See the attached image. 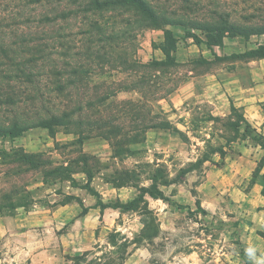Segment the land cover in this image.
Segmentation results:
<instances>
[{
  "label": "rangeland",
  "instance_id": "374dc122",
  "mask_svg": "<svg viewBox=\"0 0 264 264\" xmlns=\"http://www.w3.org/2000/svg\"><path fill=\"white\" fill-rule=\"evenodd\" d=\"M147 1L169 17L264 25V0ZM80 11L76 0H0V72L16 64L34 72L31 88L17 89L25 103L13 112L0 106V121L69 115L53 133L0 138V212L17 202L80 207L82 195L127 205L156 179L169 202L147 195L132 210L114 209L93 250L66 255L71 264H245L236 215L259 179L250 167L226 170L224 157L242 144L230 124L237 117H214L197 98L182 106L170 99L190 72L207 68L201 48L183 44L192 47L187 62L160 66L162 27L137 28L123 12ZM231 170L234 181L223 177ZM249 239L250 264H264L258 238Z\"/></svg>",
  "mask_w": 264,
  "mask_h": 264
},
{
  "label": "crops",
  "instance_id": "0c3cea01",
  "mask_svg": "<svg viewBox=\"0 0 264 264\" xmlns=\"http://www.w3.org/2000/svg\"><path fill=\"white\" fill-rule=\"evenodd\" d=\"M176 37L177 63L184 64L189 60L190 55L186 52L192 47L186 48L183 44L190 43L202 49L200 51L206 60L207 68L199 74L190 72V78L173 91L170 99L174 105L182 106L197 98L209 104L214 117L231 115V108L234 106L242 112L250 125L264 135V58L234 56L264 44V37H256L262 42L254 46H251L250 40L255 37L249 41L225 38L222 48L216 46L212 50L205 45H196L192 38H186L185 35ZM160 53L162 54L161 51ZM162 57L161 60L164 59L163 54ZM237 144L239 153L235 156L227 154L223 159L226 170L228 171L229 166L234 163L237 172L244 166L250 167L251 172L255 171L264 160V151L249 141ZM235 176L237 173L231 170L223 177L234 181ZM242 194L240 207L243 211L236 215L240 221L238 232L242 242L252 249L249 238L256 236L260 252L258 257H263L264 237L260 234L264 232L262 186L255 183ZM78 198H83L81 201L87 209L84 215L81 205L75 207L72 204L52 209L39 206L30 209L19 207L10 212H0V264H71L73 261L67 259L66 255L79 258L93 250L100 241L97 231L107 229L106 221L110 219L114 209L107 208L102 212L100 207H96V204L84 195Z\"/></svg>",
  "mask_w": 264,
  "mask_h": 264
},
{
  "label": "trees",
  "instance_id": "16d2710c",
  "mask_svg": "<svg viewBox=\"0 0 264 264\" xmlns=\"http://www.w3.org/2000/svg\"><path fill=\"white\" fill-rule=\"evenodd\" d=\"M76 2L79 8H82L80 12H84L85 14L123 12L129 16L128 23L130 25L134 24L137 28L152 26L162 27L164 33L163 40L156 46V49L160 50L164 55L163 60L156 62V64L160 66H176L178 64L175 56L178 47V38L174 34V31L169 28H180L184 32L186 38H192L196 45H205L211 50L216 46L222 48L225 38H240L244 41H249L252 37H264V25L246 26L234 23L223 17L214 22H200L184 18L169 17L152 7L147 0H76ZM234 56L243 58H264V44L257 45L256 49ZM33 74V70L23 68L19 64L2 69L0 72V98H2V100L0 99V106H6L8 110L10 108L12 112L21 107V105L25 103L24 100H26V98H24L23 95H19L17 89L25 85L31 88V85H33ZM20 84L22 85L21 87H19ZM30 91L32 90L29 89L27 91L28 94ZM231 112V115L235 114L237 117L236 120H232L230 123L236 130V139L239 141H250L253 146L260 147L264 151V135L250 125L243 114H237L236 112H239L237 108L232 106ZM12 114V119H9V122L6 121L7 123H5V121H0V138L13 140L22 137L24 134L34 129H44L53 133L54 129L61 125L62 120L69 116L68 113H64L63 115L53 114L49 117H24L14 113ZM215 153H220L225 156V152L222 149L217 150ZM198 163H200V161H198ZM263 169L264 160L257 167L255 174L259 179V184L262 186V195L264 196ZM93 178L92 175H89V183H91ZM89 186L90 185H88V187ZM123 186L124 185H119L116 187L119 188ZM94 195L99 198L98 194ZM147 195L154 200L169 202L164 192L159 188L158 181L154 179L151 188L143 190L136 199L127 205L104 204L99 200L96 207H100L102 212L107 208L132 210L139 203H147ZM77 200L82 207V215L86 214L87 209L84 207L83 202L80 198H77ZM130 204L132 207L129 206ZM10 206L12 208L11 210L25 207L21 202H17ZM199 207L200 205L198 204V208ZM241 258L245 264H250L249 257L246 253L242 252Z\"/></svg>",
  "mask_w": 264,
  "mask_h": 264
},
{
  "label": "clouds",
  "instance_id": "9594fccd",
  "mask_svg": "<svg viewBox=\"0 0 264 264\" xmlns=\"http://www.w3.org/2000/svg\"><path fill=\"white\" fill-rule=\"evenodd\" d=\"M254 249H252V248H249V249H247V254L249 255V256H252L253 254H254Z\"/></svg>",
  "mask_w": 264,
  "mask_h": 264
}]
</instances>
